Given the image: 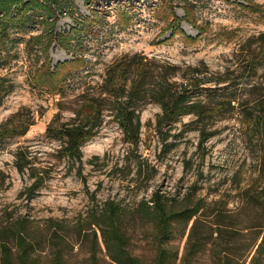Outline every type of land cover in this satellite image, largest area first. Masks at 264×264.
Masks as SVG:
<instances>
[{"label":"rangeland","instance_id":"obj_1","mask_svg":"<svg viewBox=\"0 0 264 264\" xmlns=\"http://www.w3.org/2000/svg\"><path fill=\"white\" fill-rule=\"evenodd\" d=\"M56 18V33L76 29L71 43L75 46L73 55L81 58L77 62L55 44L46 62L39 46L27 45L30 37L42 32L41 17L8 33L11 60L0 69V75L9 80L13 91L0 106V125H33L25 136L11 137L2 144L0 222L21 223L33 236L31 264H115L104 247L99 228L93 225L98 223L105 202L110 200L119 203L127 214L125 231L131 258L142 264H154L152 228L135 216L139 202L149 201L156 191L179 202L186 193L195 190V199L206 204L221 200V207L225 204L226 210L234 211L238 192L257 177L262 161L260 143L250 138L240 107L235 104L234 112L222 113L205 122L216 135L202 146L199 135L190 126L191 116L169 123L164 131L169 129L171 136L177 137L170 138L166 146L154 129L161 111L157 105L148 104L140 116L143 128L137 152L123 142L121 131L110 117L105 118L97 136L81 149L85 186L74 174L65 175L66 162L57 163L49 157L55 154L59 144L46 137L47 126L59 108L74 107L75 97L83 88L68 80L64 85L65 97L57 95V91L68 74L75 72L83 82L89 83L87 86L99 85L108 67L118 64L125 56L137 55L154 59L160 65L181 67L177 81L182 84L186 83L183 76L187 68L207 72V78L212 80L226 77L229 71L228 78L239 84V90L226 89L221 92L224 97L254 101L255 96L248 97L242 91L244 78H239L241 71L236 70L246 59L245 54L240 57V49L254 43L252 37L264 34V0H102L89 10L80 0H74V6ZM78 25H84L85 29L82 31ZM64 63L68 64L55 70ZM46 72L56 74L49 78ZM263 72L264 69L259 70L258 75ZM69 116L64 112L62 118ZM17 130L19 133L20 129ZM19 147L54 165L51 179L31 200L21 194L29 185L28 179L21 177L14 167L13 155ZM132 153L157 170L146 188L143 185L134 188L135 182L128 188L126 183L136 176L126 177V169L121 173L110 170L115 163L118 169L127 163L133 168L136 161ZM94 156H107L111 167L93 169L87 162ZM145 178L143 175L137 180L144 184ZM260 195V202H264V193ZM244 217L245 221L225 219L224 224L236 228L240 234L229 233L223 240H215V233L210 235L213 217L202 220L198 234L205 237L206 247L187 264H218L215 258L222 252L232 254L239 264H249L244 257L245 248L255 240L259 244L264 229L262 232L249 229L254 224L253 213ZM191 224L177 228L166 245L168 250L178 252L174 264H183Z\"/></svg>","mask_w":264,"mask_h":264},{"label":"trees","instance_id":"obj_2","mask_svg":"<svg viewBox=\"0 0 264 264\" xmlns=\"http://www.w3.org/2000/svg\"><path fill=\"white\" fill-rule=\"evenodd\" d=\"M80 1L89 10L102 0ZM72 6L74 0H0V69L11 60L10 50L7 48L9 30L28 26L39 17L44 28L41 34L30 37L27 45L39 46L46 62H48L49 50L54 44L65 54L74 57V61L80 60L81 58L73 55L75 46L71 43L72 33H75L76 29L63 33L55 32L57 14L68 11ZM70 19L72 22L75 21L73 16H70ZM189 25L194 28L192 23ZM78 26L83 31L85 26ZM251 39L254 43L249 44L247 49H240V57L245 54L246 59L236 72L241 71L239 78H244L242 91L248 97L255 96L254 101L224 97L221 92L226 89L239 90V84L228 78L229 71L226 72V77L212 80L207 78V72L197 68H187L183 76L186 83L182 84L177 81L181 75V67L168 63L160 65L154 59L137 55L125 56L118 64L108 67L99 85L87 86L89 83L83 82L79 73L75 72L68 74L70 76L64 80L63 87L57 91V95L60 94L64 98V87L68 80L70 83L75 82L76 86L79 85V89L83 88L75 97V108L69 110L59 108L60 110L47 126L46 137L59 144L55 154H49V157L57 163L66 162L68 167L65 175L74 174L85 186L87 181L81 149L97 136L105 118L110 117L121 131L123 142L137 152L143 128L140 116L148 104L157 105L161 111L156 116L154 129L166 146L170 138L177 137L171 136L169 129L164 131L169 123L191 116L193 120L190 126L199 135V144L202 146L216 135V132L205 122L222 113L234 112L235 104L240 107V115L244 119L250 138H256L260 143L262 161L257 177L251 185L238 192V206L234 211L226 210L225 204L221 207V200L206 204L202 199H195V190H190L179 202L157 191L152 194L149 201L139 202L135 208V216L152 228V241L156 248L154 264H174L177 261L178 252L168 250L166 245L172 240L177 228L186 227L190 222L192 224L183 251V264L190 263L193 256L205 249V237L198 234V226L207 217H213L209 228L212 230L211 236L212 233L216 234L215 240L226 239L229 233L240 234L236 228L227 226L224 222L225 219L234 218H243L245 221L247 219L244 217L245 214L249 217L253 213L254 224L249 229H258L261 232L264 229V202H260V193H264V72L258 75L259 70L264 69V34ZM67 64H59L55 70L62 69ZM55 74L56 72H46L49 78H53ZM224 84L226 86L221 87ZM207 86L210 87L206 88ZM12 91V84L0 75V106ZM64 112H68L70 116L62 118ZM31 125L33 124L23 127H20L19 123L0 125V150L5 140L14 136H25ZM18 128L20 132L16 133ZM13 157L17 173L29 181V185L21 194L31 200L51 179L54 165L21 147L16 150ZM131 157L136 161L133 168L129 163L121 169H118L116 163L111 167L107 156H94L87 165L93 169L111 167L113 173H121L126 169V177L133 174L136 176L126 183L128 188L131 187V182L136 183L134 186L136 189L142 185L146 188L155 177L157 170L137 154L132 153ZM143 175L146 176L144 184L137 180ZM259 190L262 192L258 193ZM210 209L213 210L208 212ZM126 218L127 214L119 203L107 200L101 210L100 220L93 225L99 228L104 247L113 263L142 264L138 259L131 258L127 252ZM94 236L96 237V234ZM33 244V236L27 232L23 224L0 222V264H31ZM244 257L249 260V264H262L264 235L259 244L255 240L246 246ZM215 259L218 264H234V261L239 264V260L232 254L223 252Z\"/></svg>","mask_w":264,"mask_h":264}]
</instances>
